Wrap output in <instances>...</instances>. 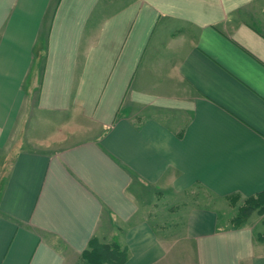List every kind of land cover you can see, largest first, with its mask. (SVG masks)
Wrapping results in <instances>:
<instances>
[{"label":"crops","instance_id":"obj_1","mask_svg":"<svg viewBox=\"0 0 264 264\" xmlns=\"http://www.w3.org/2000/svg\"><path fill=\"white\" fill-rule=\"evenodd\" d=\"M43 115L83 137L14 155L0 264H86L94 238L123 264H264V216L220 206L264 193V0H0V148ZM195 187L219 201L161 203Z\"/></svg>","mask_w":264,"mask_h":264},{"label":"rangeland","instance_id":"obj_2","mask_svg":"<svg viewBox=\"0 0 264 264\" xmlns=\"http://www.w3.org/2000/svg\"><path fill=\"white\" fill-rule=\"evenodd\" d=\"M61 120L63 121L62 125L58 124L59 122L61 123ZM30 121H32L31 124L34 125H31L29 131L27 129L25 132L24 128H19L18 132L10 135L7 145L0 148V182L8 174L14 155L23 147V145L25 146L26 142L35 139L37 143L44 142L43 145H62L65 137H71L68 143L72 144L83 137L82 132L85 128V124L81 123L80 119L75 118L66 121V119H59L56 116L43 115L35 117ZM183 121L184 123H187V117H184ZM161 200L162 204H166L165 207L179 210H182L188 205L208 207L219 201L217 197L213 196L202 187L193 188L178 200L172 198H162ZM221 203L220 206H224L226 214H231L230 224L232 226H242L249 222L254 215L264 216V210L263 212L255 210L248 216L244 215L240 217V209L248 207L250 202L238 195L228 197ZM160 204H157L156 206H161ZM149 215L153 216L152 211L149 212Z\"/></svg>","mask_w":264,"mask_h":264},{"label":"trees","instance_id":"obj_3","mask_svg":"<svg viewBox=\"0 0 264 264\" xmlns=\"http://www.w3.org/2000/svg\"><path fill=\"white\" fill-rule=\"evenodd\" d=\"M246 199L250 204L248 203V207L240 209V217L248 216L255 210L263 212L264 193ZM83 257L86 264H123L127 259V252L117 242L102 243L94 238Z\"/></svg>","mask_w":264,"mask_h":264}]
</instances>
